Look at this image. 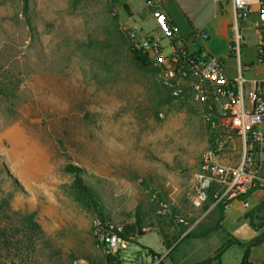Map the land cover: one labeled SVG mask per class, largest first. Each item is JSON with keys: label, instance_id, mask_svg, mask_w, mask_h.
Masks as SVG:
<instances>
[{"label": "rangeland", "instance_id": "374dc122", "mask_svg": "<svg viewBox=\"0 0 264 264\" xmlns=\"http://www.w3.org/2000/svg\"><path fill=\"white\" fill-rule=\"evenodd\" d=\"M30 5L33 33L22 0H0V156L20 186L12 208L35 212L51 243L39 244L31 262L104 259L99 220L71 196L73 177L65 168L74 164L102 179L97 187L114 225L134 223L139 206L151 210L145 236L136 238L154 254L129 245L120 254L122 264H137L139 252L141 264H155L152 259L161 256L162 264H171L196 244L183 237L189 229L179 234L176 219L196 212L189 194L211 147L203 115L187 101L162 105L165 93L157 76L136 67L114 33L115 15L125 31L135 29L124 24L125 10L121 18L111 0ZM150 28L154 25L143 24L144 31ZM170 51L165 47L164 54ZM259 130L264 133V126ZM0 189L12 191L8 185ZM161 204L168 205L166 213ZM190 219L194 224L196 217ZM215 243L193 250L188 262L211 254Z\"/></svg>", "mask_w": 264, "mask_h": 264}, {"label": "built area", "instance_id": "2783aa9c", "mask_svg": "<svg viewBox=\"0 0 264 264\" xmlns=\"http://www.w3.org/2000/svg\"><path fill=\"white\" fill-rule=\"evenodd\" d=\"M234 9V23L230 53L239 62L238 76L230 80L226 77L221 61L208 54L195 55L197 50H190L189 45L180 37L178 29L172 26L165 10L167 0H146L145 4L156 23V29L146 35L129 29L132 44L143 50L158 69L156 73L160 85L168 90L177 100L196 105L205 120H210L214 134V145L201 159L198 171L193 177V187L189 194L192 206L201 209L209 200L210 194L216 203L231 206L240 197L254 191L263 181L260 178L264 152V133L259 130L264 126V78L255 81L254 87L245 92L247 79L245 73L249 65L240 62L243 34L240 28L259 6L260 25L258 30L261 41L257 48L256 62L264 64V0H230ZM207 40V33H199L197 39ZM162 40H167L173 52L164 54ZM214 119V120H213ZM241 141L242 155L238 166L224 165L218 161L221 154L229 149L233 152V140ZM247 205L246 203L244 204ZM166 213L167 204H161ZM178 224L188 225L187 218L177 217ZM111 225L107 230L97 223L96 234L99 242L104 243V255L115 256L125 251L129 243L122 240ZM121 231V227H117ZM72 264H93L89 259L78 258Z\"/></svg>", "mask_w": 264, "mask_h": 264}, {"label": "crops", "instance_id": "0c3cea01", "mask_svg": "<svg viewBox=\"0 0 264 264\" xmlns=\"http://www.w3.org/2000/svg\"><path fill=\"white\" fill-rule=\"evenodd\" d=\"M169 1H174L178 5L192 26L193 31H196L198 34L207 33L209 36L205 41L198 38L196 43L189 45V49L194 51L200 47L205 54L218 58L223 65L226 77L230 80L235 79L238 76L239 62L229 50L232 38V26L234 23V9L230 0H167V2ZM118 2L120 4L121 18L122 9L124 10L122 4L126 3L130 8V13L125 11V16L127 17L123 21L124 24L134 28L141 35H146L156 29V23L146 7V0H118ZM145 22L148 25H154V28L148 29L149 31H144L143 24ZM259 25V6H255L253 13L240 24L244 39L240 62L242 65H249V70L244 74L247 79L245 92H248L254 87L255 81L264 78V64H258L256 62L257 48L261 41V34L258 30ZM162 46L164 51L165 47L167 49L168 46L170 47L167 40H162ZM172 52L173 50L171 49L167 55ZM232 143L234 145V151L231 152L228 149L225 154L223 153L218 157V161L224 165L238 166L241 162L242 155L241 141L238 137H235ZM260 159L262 162L260 178L263 183L252 191L248 198L234 201L230 207L225 208L223 213L217 211L214 206L209 209H205L204 207L196 209L193 207V210H196V212L190 210V212H187L188 217L183 216L187 218L188 222L192 216L196 217L194 224L189 222L191 227L188 231H191L194 227L202 223L207 226H212L216 225L220 218L221 221L217 232L206 239H195L196 244L194 246L189 245V249L183 251L177 257V260L170 259L171 264H197L203 262L214 256L220 248L224 247L230 237L242 243H247L264 232V228L256 230L251 225L250 220L245 216L247 212L264 201V152L261 153ZM245 203L247 204L246 206L244 205ZM212 241L216 243L215 250L211 254L188 262L193 250H201L206 244ZM147 256L146 258L148 259L149 256ZM243 256L244 250L238 245H232L226 249L220 259L214 264H241ZM152 261H156L155 264H162L164 263V256H161L159 259L155 257ZM141 262L143 263L144 261L142 260V255L139 254L137 264H141ZM250 262L252 264H264V244L252 249Z\"/></svg>", "mask_w": 264, "mask_h": 264}, {"label": "trees", "instance_id": "16d2710c", "mask_svg": "<svg viewBox=\"0 0 264 264\" xmlns=\"http://www.w3.org/2000/svg\"><path fill=\"white\" fill-rule=\"evenodd\" d=\"M30 3L31 0H22V14L25 18L26 24L30 32L33 33L35 31V28L33 26L31 18ZM111 3L116 7L120 6L118 0H111ZM122 6L127 13H130V8L126 3L122 4ZM118 20L119 17L115 15L113 27L114 33L120 40L123 48L126 49V53L129 56V59L139 69L152 71L156 75L158 69L154 67L153 62L143 50L132 44L130 40L129 31H125L123 28H121L118 23ZM170 22L172 26L175 27V24L171 19ZM180 37L186 42L196 43L198 33L196 31H193V33L189 37H183L181 34ZM203 52V49L199 47L195 55L201 56ZM163 90L165 93V97L162 102V105H172L173 102L177 99H175L171 95V93L165 88H163ZM1 94H4V91L2 89H0V95ZM180 101L181 103L185 102L183 100ZM211 122L212 121L210 120H205L206 129L208 131L210 144L212 147L214 145L215 139L214 134L211 130ZM65 171L73 177V181L70 185L71 196L73 200L83 210L88 213L94 214L103 228L110 230V226L114 224L112 223V220L106 216V205L104 201V195L102 193V190L98 188L102 184V179L96 177L95 175H89L86 169L74 164L67 165ZM0 184L12 187V191H10L8 194L4 193V191L0 189V195H3L2 198L0 197V251L2 252V256L0 254V264H5L1 259L6 260L8 258H11V264H33L31 260L32 257L36 256L38 245L40 244L48 246L51 243L47 241L46 233L41 223L37 220V215L35 212L29 213L27 211V208L26 211H16L12 208L11 200L15 196V191H18V189H20V186L17 182V179L12 177L11 173L8 171L1 156ZM251 193L252 192H249L248 194L241 196L240 199L248 198ZM215 203L216 200L213 197V193H211L209 200L204 205V208L209 209L214 206L217 211L223 213L225 211V204ZM150 211L146 212L141 206H139L136 210V221L134 223L123 226L121 231L117 230L118 225H114V232H116L122 240L128 242L130 245L139 246L142 251H144L148 255L154 253H152V250L141 245L137 238L145 236L144 229L147 225L146 218ZM245 216L250 220L251 225L256 230L264 228V201L261 202L254 209L247 212ZM220 221L221 218L219 221H217L216 225L212 226H207L202 223L195 227L187 235H185L184 239H206L215 232H217V230L219 229ZM2 222L5 223L4 226L2 225ZM180 225L182 229L179 234L181 235L187 232L189 226L182 224ZM99 244L102 249L105 247L104 243L99 242ZM262 244H264V232L260 233L253 240L247 243H242L239 240L230 237L229 241L225 244V246L220 248L214 256L197 264H212L214 262H217L220 259L221 255L226 251V249L232 245H238L244 250V256L241 264H252L250 262L252 249ZM55 253H58L57 249ZM120 254L121 252H119L115 256L105 255L103 261H101L99 264H122V258ZM139 254H141V252H139ZM16 260H18V263H15ZM73 261L74 258L70 260L69 264H72Z\"/></svg>", "mask_w": 264, "mask_h": 264}, {"label": "water", "instance_id": "95a60500", "mask_svg": "<svg viewBox=\"0 0 264 264\" xmlns=\"http://www.w3.org/2000/svg\"><path fill=\"white\" fill-rule=\"evenodd\" d=\"M165 10L183 37H189L193 33L192 26L174 1L167 2Z\"/></svg>", "mask_w": 264, "mask_h": 264}]
</instances>
